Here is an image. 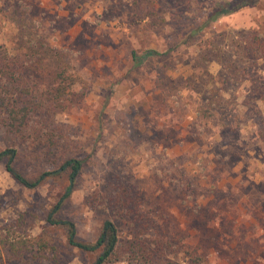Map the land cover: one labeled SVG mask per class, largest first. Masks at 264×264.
<instances>
[{"label": "rangeland", "instance_id": "374dc122", "mask_svg": "<svg viewBox=\"0 0 264 264\" xmlns=\"http://www.w3.org/2000/svg\"><path fill=\"white\" fill-rule=\"evenodd\" d=\"M223 1L240 0H0V46L33 82L52 78L55 51L79 78L66 110L44 120L55 146L48 133L7 134L0 112V152L17 148L24 174L84 162L54 214L79 241L97 240L112 216L102 199L123 190L132 218L176 248L166 264H190L186 248L203 264H264V62L247 45L264 39V0L208 21ZM69 183L27 189L0 163V264H91L48 222ZM122 258L109 264H134Z\"/></svg>", "mask_w": 264, "mask_h": 264}, {"label": "trees", "instance_id": "16d2710c", "mask_svg": "<svg viewBox=\"0 0 264 264\" xmlns=\"http://www.w3.org/2000/svg\"><path fill=\"white\" fill-rule=\"evenodd\" d=\"M257 1H223L220 7L214 8L208 21L215 20L222 14L238 12L247 6L255 5ZM247 45L253 50L254 57L264 62L263 36L258 33L251 35L247 40ZM31 56L33 57V54ZM49 56L55 60L52 78L49 81L33 82L26 69L27 64L20 61L22 56L12 55L7 48L0 46V112L5 116L3 129L7 134H12L18 139L21 137L41 139L48 133V141L55 146L57 132L54 128L50 129L45 121L47 123L52 121L56 114L66 110L67 98L72 94L79 78L70 71L61 51H55ZM260 121L261 126L264 125V121ZM18 155L17 148H7L0 152V163H5L7 172L17 184L24 188L36 189L48 178H61L64 174H68L70 183L49 214L48 222L65 231L67 243L71 249L94 257L91 264H109L123 259L122 257L134 264H166L165 258L176 250L166 235L145 230L148 226L145 217H142L140 221L132 218L131 210L133 204L136 206V202L126 198L123 190L122 193L118 192L107 199H102V207L112 216H107L104 220L97 240L93 243L79 241L74 222L55 215L70 200L74 191V183L83 170L84 162L76 157H69L63 160L61 166H57L52 171H43L38 176L31 177L17 167ZM116 219L124 220L130 227L129 240L122 239ZM25 243L26 241L23 240L24 248L12 245L19 258H22L24 254L20 252L25 249ZM185 251L190 256V264H203V257L196 250L186 248ZM2 258L0 248V260Z\"/></svg>", "mask_w": 264, "mask_h": 264}]
</instances>
